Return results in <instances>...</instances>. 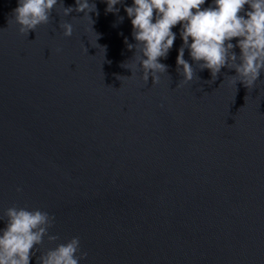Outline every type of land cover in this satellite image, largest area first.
<instances>
[{"label": "water", "instance_id": "water-1", "mask_svg": "<svg viewBox=\"0 0 264 264\" xmlns=\"http://www.w3.org/2000/svg\"><path fill=\"white\" fill-rule=\"evenodd\" d=\"M91 2L89 18L61 0L24 35L0 0V214L48 212L59 239L40 250L78 236L80 264H264V73L249 90L228 68L211 82L185 49L184 82L177 25L168 71L145 83L124 42L132 0Z\"/></svg>", "mask_w": 264, "mask_h": 264}, {"label": "clouds", "instance_id": "clouds-1", "mask_svg": "<svg viewBox=\"0 0 264 264\" xmlns=\"http://www.w3.org/2000/svg\"><path fill=\"white\" fill-rule=\"evenodd\" d=\"M60 2L17 0L12 17L18 31L28 35L49 24L51 13ZM103 2L107 5L106 13H119L115 6L124 0ZM205 3L206 0H132L130 6L124 7L135 44L128 43L127 38L124 42L129 50L135 49L134 56L145 83L150 77L153 84L157 83L158 74L168 71V66L160 61L167 58L174 46L177 35L172 29L179 25L182 44L176 57V70L184 82L192 81L195 63L201 71L209 70L211 82L221 69L228 68L235 71V75L228 76L231 85L239 82L248 90L254 88L264 73V0H212L204 7ZM75 5V8L62 5L63 15L75 11L91 18L89 13L97 12L90 0H75ZM123 19L118 17L119 22ZM59 28L65 37L72 36L71 23L61 22ZM185 49L193 63L184 58ZM122 67L128 68L126 63ZM0 221L5 222L0 228V264H30L36 252L40 253L37 264H80L87 256L81 251L78 236L41 251L45 238L54 242L59 237L49 234L54 216L39 208L13 205L0 214Z\"/></svg>", "mask_w": 264, "mask_h": 264}]
</instances>
